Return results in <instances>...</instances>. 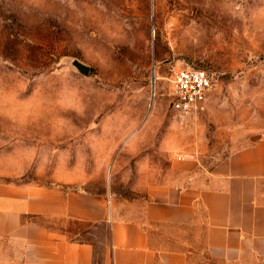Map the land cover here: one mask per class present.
<instances>
[{
	"label": "rangeland",
	"instance_id": "1",
	"mask_svg": "<svg viewBox=\"0 0 264 264\" xmlns=\"http://www.w3.org/2000/svg\"><path fill=\"white\" fill-rule=\"evenodd\" d=\"M183 68L219 80L189 114L170 106ZM262 138L264 0H0V182L125 215L176 179L179 156L210 171ZM38 220L92 242L102 264L106 225Z\"/></svg>",
	"mask_w": 264,
	"mask_h": 264
},
{
	"label": "crops",
	"instance_id": "2",
	"mask_svg": "<svg viewBox=\"0 0 264 264\" xmlns=\"http://www.w3.org/2000/svg\"><path fill=\"white\" fill-rule=\"evenodd\" d=\"M188 159L125 215L87 193L0 182V264H96L93 244L41 217L106 225L102 264H264V138L210 171Z\"/></svg>",
	"mask_w": 264,
	"mask_h": 264
},
{
	"label": "built area",
	"instance_id": "3",
	"mask_svg": "<svg viewBox=\"0 0 264 264\" xmlns=\"http://www.w3.org/2000/svg\"><path fill=\"white\" fill-rule=\"evenodd\" d=\"M219 85V80L207 69L183 68L171 79V109L183 114L203 106ZM185 156H179L183 160Z\"/></svg>",
	"mask_w": 264,
	"mask_h": 264
},
{
	"label": "water",
	"instance_id": "4",
	"mask_svg": "<svg viewBox=\"0 0 264 264\" xmlns=\"http://www.w3.org/2000/svg\"><path fill=\"white\" fill-rule=\"evenodd\" d=\"M73 65L78 69V71L80 73H82L83 75H88L91 71V68L89 66H87L86 64L78 61V60H75L73 62ZM155 81V78H153V82Z\"/></svg>",
	"mask_w": 264,
	"mask_h": 264
},
{
	"label": "trees",
	"instance_id": "5",
	"mask_svg": "<svg viewBox=\"0 0 264 264\" xmlns=\"http://www.w3.org/2000/svg\"><path fill=\"white\" fill-rule=\"evenodd\" d=\"M80 231L82 232V233H80V234H84L86 231H84V230H82V229H80ZM72 240H74V241H77V242H81V243H91V244H93L92 242H90L89 240H79V239H72ZM94 245V244H93ZM96 256H97V254H96ZM103 262V261H102ZM96 264H100V263H98L97 262V260H96Z\"/></svg>",
	"mask_w": 264,
	"mask_h": 264
}]
</instances>
